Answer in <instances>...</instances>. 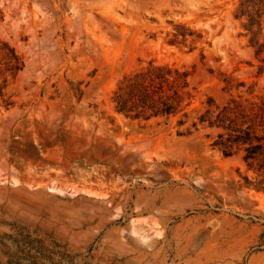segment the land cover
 <instances>
[{"label": "rangeland", "instance_id": "rangeland-1", "mask_svg": "<svg viewBox=\"0 0 264 264\" xmlns=\"http://www.w3.org/2000/svg\"><path fill=\"white\" fill-rule=\"evenodd\" d=\"M239 1L0 0V264H264L240 158L110 100L150 61L190 73L194 107L264 94Z\"/></svg>", "mask_w": 264, "mask_h": 264}, {"label": "trees", "instance_id": "trees-1", "mask_svg": "<svg viewBox=\"0 0 264 264\" xmlns=\"http://www.w3.org/2000/svg\"><path fill=\"white\" fill-rule=\"evenodd\" d=\"M233 17L240 22L244 36L249 37L256 59L264 63V0H240ZM200 39L184 24H176L166 34L165 43L187 47L191 52ZM189 78L190 73L184 68L150 61L116 83L110 99L113 110L145 122L174 119L180 136L209 130L210 147L224 157L238 156L250 174L245 177L246 185L264 194V94L251 99L231 98L221 105L207 97L194 107Z\"/></svg>", "mask_w": 264, "mask_h": 264}, {"label": "bare ground", "instance_id": "bare-ground-1", "mask_svg": "<svg viewBox=\"0 0 264 264\" xmlns=\"http://www.w3.org/2000/svg\"><path fill=\"white\" fill-rule=\"evenodd\" d=\"M113 198H114V197H113ZM113 198H112V199H113ZM136 201H137V200H136ZM147 207H148V206H147Z\"/></svg>", "mask_w": 264, "mask_h": 264}]
</instances>
